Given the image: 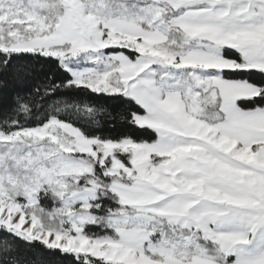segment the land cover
<instances>
[{"label": "snow or ice", "instance_id": "obj_1", "mask_svg": "<svg viewBox=\"0 0 264 264\" xmlns=\"http://www.w3.org/2000/svg\"><path fill=\"white\" fill-rule=\"evenodd\" d=\"M0 264H264V0H0Z\"/></svg>", "mask_w": 264, "mask_h": 264}]
</instances>
